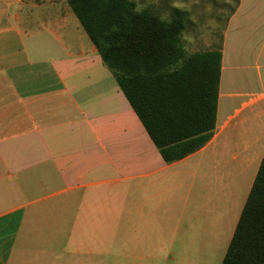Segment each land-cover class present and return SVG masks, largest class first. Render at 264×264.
Returning a JSON list of instances; mask_svg holds the SVG:
<instances>
[{
	"label": "crops",
	"instance_id": "obj_1",
	"mask_svg": "<svg viewBox=\"0 0 264 264\" xmlns=\"http://www.w3.org/2000/svg\"><path fill=\"white\" fill-rule=\"evenodd\" d=\"M72 13L0 0V264H205L229 248L264 159V0H238L214 136L175 163Z\"/></svg>",
	"mask_w": 264,
	"mask_h": 264
},
{
	"label": "trees",
	"instance_id": "obj_2",
	"mask_svg": "<svg viewBox=\"0 0 264 264\" xmlns=\"http://www.w3.org/2000/svg\"><path fill=\"white\" fill-rule=\"evenodd\" d=\"M97 47L166 163L198 152L216 129L222 45L194 53L179 71L168 60L183 57L171 41L187 17L158 22L131 0H67ZM222 264H264V159Z\"/></svg>",
	"mask_w": 264,
	"mask_h": 264
},
{
	"label": "rangeland",
	"instance_id": "obj_3",
	"mask_svg": "<svg viewBox=\"0 0 264 264\" xmlns=\"http://www.w3.org/2000/svg\"><path fill=\"white\" fill-rule=\"evenodd\" d=\"M64 2L67 4V0H64ZM178 2L182 5L187 6L191 10V14L197 18L198 21L203 23L209 16L213 18L217 23L216 27L212 30L211 35L204 36V37H198L197 43L192 46V52H202V51H208L212 50L214 48L219 47L222 45L223 36L226 29V24L230 18V16L233 14L236 5L238 3V0H178ZM172 0H154L152 5L149 9L153 10L156 13H160L161 10H170L173 14V17L176 15H179L180 13L185 15L187 17V26L186 29L190 31H194L196 28V25L190 20L189 16L190 13L183 8L178 9L174 8L171 5ZM208 5H212V12L206 13L205 9ZM24 11V10H23ZM71 19L75 20V22H78L77 17L72 13ZM246 47H250V44H247V38L246 35L243 37H240L238 46L235 45H229L226 49V53L229 55H232L235 53V51H242L243 49H246ZM248 60H250L249 57H247ZM232 60H234V56H232ZM236 64L233 62L232 67ZM250 75L252 77V81L257 86L261 87L263 85L262 81L260 80V76L257 72V68L250 70ZM234 169L231 170V176H229L226 181L221 180V187H220V196H221V202H220V208L223 210L229 209V202H230V188L234 187L236 183V177H234ZM223 185H225V191H223ZM227 187V188H226ZM245 198V195L243 193L242 201H239V207L237 209V213L239 209L241 208V204H243V200ZM225 204V206H224ZM220 209L217 206H213L212 209ZM231 234V229L227 233V238ZM229 242L227 240L225 246L220 249L211 248L209 250H205V254L207 255L205 257V264H221L223 261V257L227 251Z\"/></svg>",
	"mask_w": 264,
	"mask_h": 264
},
{
	"label": "clouds",
	"instance_id": "obj_4",
	"mask_svg": "<svg viewBox=\"0 0 264 264\" xmlns=\"http://www.w3.org/2000/svg\"><path fill=\"white\" fill-rule=\"evenodd\" d=\"M131 2L135 5L132 11L139 14L149 9L154 0H131ZM171 5L174 8H183L188 11L190 13V20L196 25L194 31L187 29L179 30L174 39L171 41V44L177 48L180 53L185 54L183 57H172L168 60V67L170 71H179L184 67L185 60L192 59L193 55H196L192 52V46L197 43L198 37L211 35V32L216 27L217 22L209 16L203 23H201L191 14L190 8L180 4L178 0H172ZM205 12L210 14L212 12V5H208ZM157 19L160 24L165 26H171L174 24L173 14L170 10H161Z\"/></svg>",
	"mask_w": 264,
	"mask_h": 264
}]
</instances>
